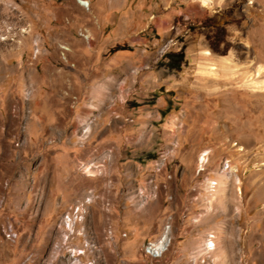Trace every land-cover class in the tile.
I'll return each mask as SVG.
<instances>
[{"label":"rangeland","instance_id":"rangeland-1","mask_svg":"<svg viewBox=\"0 0 264 264\" xmlns=\"http://www.w3.org/2000/svg\"><path fill=\"white\" fill-rule=\"evenodd\" d=\"M86 1L0 0V264H264V0Z\"/></svg>","mask_w":264,"mask_h":264},{"label":"bare ground","instance_id":"bare-ground-1","mask_svg":"<svg viewBox=\"0 0 264 264\" xmlns=\"http://www.w3.org/2000/svg\"><path fill=\"white\" fill-rule=\"evenodd\" d=\"M202 1L205 4H209L210 2H212V0H202ZM81 3L84 4L86 2H81ZM87 3L89 5V2H87ZM205 54L207 56H211L212 52L210 50H206ZM218 69H219V67L217 66V64L213 62L208 67H206L203 71H204V73H207V74L217 75ZM259 71H260V73L264 72V65L260 66ZM262 83L263 82L253 80V78H251V77H247L243 81V84H245V85H251V86L254 85L256 87L261 86ZM202 159L204 161V159H206V158L203 157ZM233 170L235 171L236 167H234ZM16 229H18V228L14 224L13 221H11V220L7 221L4 225V233H5L6 238L13 241V237H15V230ZM169 241H170V231L168 229H166V231L164 232L162 237L156 243H152V245L154 246V251L157 252L156 253L157 256H159L163 253V251L167 248ZM211 243L213 244V245H211V247L214 246V242L212 241Z\"/></svg>","mask_w":264,"mask_h":264},{"label":"built area","instance_id":"built-area-1","mask_svg":"<svg viewBox=\"0 0 264 264\" xmlns=\"http://www.w3.org/2000/svg\"><path fill=\"white\" fill-rule=\"evenodd\" d=\"M86 2H89V0ZM4 206H6V202H5ZM0 215H2V210H0ZM9 220H16V219L11 215L9 217ZM75 227L73 228V232H75ZM20 237H21V229L18 228L15 230V237H13V244H16L20 240ZM0 240H5V238H0Z\"/></svg>","mask_w":264,"mask_h":264},{"label":"trees","instance_id":"trees-1","mask_svg":"<svg viewBox=\"0 0 264 264\" xmlns=\"http://www.w3.org/2000/svg\"><path fill=\"white\" fill-rule=\"evenodd\" d=\"M228 49H229V47H226V48L222 51V53H223V54H226L227 51H228Z\"/></svg>","mask_w":264,"mask_h":264}]
</instances>
